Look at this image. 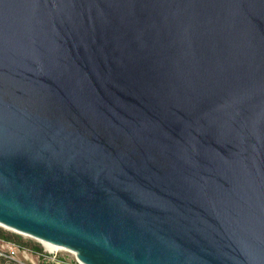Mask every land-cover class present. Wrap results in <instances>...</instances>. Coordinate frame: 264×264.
Listing matches in <instances>:
<instances>
[{"label": "water", "instance_id": "1", "mask_svg": "<svg viewBox=\"0 0 264 264\" xmlns=\"http://www.w3.org/2000/svg\"><path fill=\"white\" fill-rule=\"evenodd\" d=\"M0 226L264 264V0H0Z\"/></svg>", "mask_w": 264, "mask_h": 264}, {"label": "built area", "instance_id": "2", "mask_svg": "<svg viewBox=\"0 0 264 264\" xmlns=\"http://www.w3.org/2000/svg\"><path fill=\"white\" fill-rule=\"evenodd\" d=\"M57 249L33 252L14 241L0 238V264H72L56 257ZM74 264H83L75 258Z\"/></svg>", "mask_w": 264, "mask_h": 264}, {"label": "rangeland", "instance_id": "3", "mask_svg": "<svg viewBox=\"0 0 264 264\" xmlns=\"http://www.w3.org/2000/svg\"><path fill=\"white\" fill-rule=\"evenodd\" d=\"M0 227L6 232L15 233V234L19 235L25 241H31V242L38 243L42 247L43 251H48L44 248V246L41 244V242H39L37 239L30 237L28 235H25V234H19V233L15 232L11 229H8V228L2 227V226H0ZM55 255L58 259L63 260L65 262H70L72 264L75 263V254L71 250L57 249L55 252Z\"/></svg>", "mask_w": 264, "mask_h": 264}, {"label": "trees", "instance_id": "4", "mask_svg": "<svg viewBox=\"0 0 264 264\" xmlns=\"http://www.w3.org/2000/svg\"><path fill=\"white\" fill-rule=\"evenodd\" d=\"M0 238L5 239V240L14 241L19 246L26 247L33 252L42 251V247L38 243L31 242V241H25L19 235L15 233L6 232L1 227H0Z\"/></svg>", "mask_w": 264, "mask_h": 264}, {"label": "bare ground", "instance_id": "5", "mask_svg": "<svg viewBox=\"0 0 264 264\" xmlns=\"http://www.w3.org/2000/svg\"><path fill=\"white\" fill-rule=\"evenodd\" d=\"M9 229V228H8ZM39 242H41V244L44 246V248L46 250H54V249H66L64 247H60V246H57V245H54L52 243H49V242H46V241H43V240H39Z\"/></svg>", "mask_w": 264, "mask_h": 264}]
</instances>
